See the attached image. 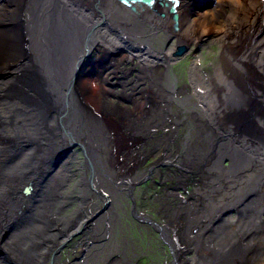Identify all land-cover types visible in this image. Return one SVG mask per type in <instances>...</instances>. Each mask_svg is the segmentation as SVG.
Masks as SVG:
<instances>
[{"label":"bare ground","instance_id":"obj_1","mask_svg":"<svg viewBox=\"0 0 264 264\" xmlns=\"http://www.w3.org/2000/svg\"><path fill=\"white\" fill-rule=\"evenodd\" d=\"M208 1L0 0V264H264V0Z\"/></svg>","mask_w":264,"mask_h":264},{"label":"rangeland","instance_id":"obj_2","mask_svg":"<svg viewBox=\"0 0 264 264\" xmlns=\"http://www.w3.org/2000/svg\"><path fill=\"white\" fill-rule=\"evenodd\" d=\"M201 2H203V1H201ZM204 4L205 5H201V4H199L198 6V9H197V11L198 12H200V10H202V13H206V12H208V10H211L212 9V7L215 5V2L213 3V4H211V2H210V0L208 1V2H204ZM201 13V12H200ZM214 48V49H213ZM218 51H219V49L217 48L216 49V47L215 46H213V47H210L209 48V50H203V51H201L202 52V54H200V52H198V49L196 48V50L194 49V51H193V53H191L190 55H189V57L186 59V58H184V57H182V56H180V57H178V58H183V59H181L177 64H175L174 66H173V71L175 72V74H177V86L178 87H181L182 85L183 86H185V84H188L187 83V74H188V71H189V69L191 68V62H195L196 61V59H198L199 61H197L198 62V64L200 63V65H201V68H204L206 65H208V63H209V60H210V58H213V57H215V54H217L218 53ZM178 53V52H177ZM95 55L96 54H98L97 52H95L94 53ZM209 54H211L210 56H209ZM191 55H195L193 58L191 57ZM96 56H99V55H96ZM209 56V57H208ZM93 61H95V59L93 60ZM191 61V62H190ZM205 63V64H203V63ZM204 66V67H203ZM86 68H85V73H90V72H92V70L94 71V68L91 66V65H87V66H85ZM84 78V81H86L88 78L86 77V75L83 77ZM116 79H118V77L116 78ZM94 84L92 83V86H93ZM114 85V84H113ZM109 86L108 87V93H110V90H111V92L112 91H114L115 92V95L114 96H112V97H109V98H114V100H116V101H118V102H123L124 103V100H123V97H121V95H122V88H120L119 87V85H118V83L116 84V87L115 86ZM106 86H108L107 84L105 85V87ZM107 88V87H106ZM136 95H138L137 93H136ZM119 97V98H118ZM138 97V96H137ZM118 98V99H117ZM139 98V97H138ZM125 150V149H124ZM83 158V157H82ZM150 162V161H149ZM120 168H121V166H119V170H120ZM163 175H164V173L161 171L160 173H159V176H161V177H163ZM163 179H165V178H163ZM162 179V180H163ZM163 181H165V180H163ZM155 182H156V184L157 185H155L153 182H148V183H145L143 186H142V189H145L146 191V193L145 194H142L143 196H141V198L143 199V197H144V200L142 201L143 202V204H144V207H143V209L144 210H146V211H148V213L150 212L149 210H153V207H155V205H156V199L158 200V198H156V197H158V196H162V191H163V189H164V187H165V185H163V183L162 182H160V181H158V180H155ZM169 184V183H168ZM168 184H166L167 185V189H165V190H170V189H173V184H170V185H168ZM152 202V203H151ZM234 216V215H233ZM139 240V239H138ZM153 240H155V241H157V243L159 242V245L160 244H162V245H164L163 243H162V241L160 240V238H159V240L158 239H153ZM139 242H140V245H143V247H145V243L147 242V240H139ZM154 242V241H153ZM72 243H73V241H72ZM154 243H156V242H154ZM71 245V244H70ZM73 245V244H72ZM158 245V246H159ZM158 246H157V244H155V249H156V247L158 248ZM161 246V245H160ZM159 246V247H160ZM65 248V247H64ZM64 248L62 249V251H64ZM67 248V247H66ZM160 249H161V247H160ZM67 250V249H66ZM68 252L70 251V249H68L67 250ZM67 251H65V255L67 256V255H69V253H66ZM169 252V251H168ZM167 251H166V253L165 254H167L168 253ZM157 253V252H156ZM142 256V255H141ZM167 256H168V254H167ZM70 257V256H69ZM142 258V259H141ZM140 259H139V261H138V264H155L152 260H150V258H149V256L148 257H146L145 255L144 256H142ZM166 259L165 258V256H161L160 257V262L163 264V262H164V259ZM67 258H65V260H66Z\"/></svg>","mask_w":264,"mask_h":264},{"label":"water","instance_id":"obj_3","mask_svg":"<svg viewBox=\"0 0 264 264\" xmlns=\"http://www.w3.org/2000/svg\"><path fill=\"white\" fill-rule=\"evenodd\" d=\"M119 2H122L123 4L127 5L128 7L130 8H133L134 10H136L134 8V5L137 4V3H140V4H147L149 5L150 7H154L155 3L157 2V0H118ZM171 2L175 3V5L177 4V1L176 0H170ZM176 6H174L171 10V14L173 15V19L175 21V28L174 30L175 31H178L179 30V23H178V17L176 16Z\"/></svg>","mask_w":264,"mask_h":264}]
</instances>
